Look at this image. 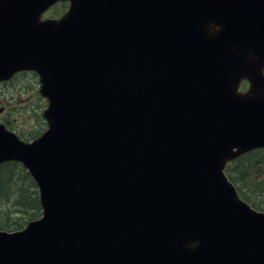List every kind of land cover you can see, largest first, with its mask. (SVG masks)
I'll list each match as a JSON object with an SVG mask.
<instances>
[{"label": "water", "instance_id": "1", "mask_svg": "<svg viewBox=\"0 0 264 264\" xmlns=\"http://www.w3.org/2000/svg\"><path fill=\"white\" fill-rule=\"evenodd\" d=\"M55 1L0 0V80L35 69L50 101L32 143L0 124L44 209L0 231V264H264V212L223 169L264 147V0H71L40 21Z\"/></svg>", "mask_w": 264, "mask_h": 264}, {"label": "rangeland", "instance_id": "2", "mask_svg": "<svg viewBox=\"0 0 264 264\" xmlns=\"http://www.w3.org/2000/svg\"><path fill=\"white\" fill-rule=\"evenodd\" d=\"M60 7L61 9H59L63 13L67 8V2H64ZM243 84L245 82L242 83L244 88ZM39 88L38 75L30 71L19 73L9 81L0 83V121L23 139H28V141L39 136L48 124L47 118L43 115L48 101L41 95ZM253 177L257 181L262 180V177L261 179H257L256 176ZM20 181L26 186L29 185V182H33L32 178L25 174L21 176ZM240 184L251 196L254 203L259 208L264 209V187H255L251 178L244 179ZM31 208L29 205L20 209L13 200L6 201L0 207V215L5 213L8 226L16 228V220L25 225L28 221L33 220L34 217H31L33 210Z\"/></svg>", "mask_w": 264, "mask_h": 264}, {"label": "trees", "instance_id": "3", "mask_svg": "<svg viewBox=\"0 0 264 264\" xmlns=\"http://www.w3.org/2000/svg\"><path fill=\"white\" fill-rule=\"evenodd\" d=\"M228 171L231 179L238 184L245 198L255 205L251 196L247 193L245 188L242 187L240 182L244 179L251 178L255 187H264V150H257L245 154L240 157ZM23 174L29 177L28 172L17 162H8L0 166V207H2L6 201L11 200H13L15 205L20 209L30 205L33 210V215H31L33 218L40 214L37 190L34 182L31 181L29 185L26 186L20 181ZM253 176H256L257 179H261L262 177V180H260L261 182L255 180ZM4 216L5 213L0 215V228L12 230L22 227L23 223L18 222V220L15 222L16 228L9 227L5 219L7 216Z\"/></svg>", "mask_w": 264, "mask_h": 264}, {"label": "clouds", "instance_id": "4", "mask_svg": "<svg viewBox=\"0 0 264 264\" xmlns=\"http://www.w3.org/2000/svg\"><path fill=\"white\" fill-rule=\"evenodd\" d=\"M221 30H222V25L219 24V23L212 22V23H210V24L208 25V31H209V34H211V35H215V34H217L218 32H220ZM249 59H250V60H255V59H256V56H255V55H250V56H249ZM260 74H261L262 76H264V64H262V65L260 66ZM198 244H199V241H198V240H194V241H191V242L189 243V247H191V248H195V247L198 246Z\"/></svg>", "mask_w": 264, "mask_h": 264}]
</instances>
